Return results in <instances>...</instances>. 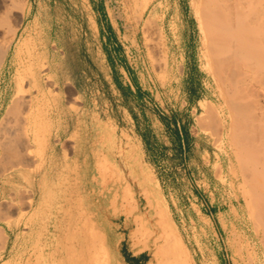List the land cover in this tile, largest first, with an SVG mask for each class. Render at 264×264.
<instances>
[{
	"label": "rangeland",
	"instance_id": "rangeland-1",
	"mask_svg": "<svg viewBox=\"0 0 264 264\" xmlns=\"http://www.w3.org/2000/svg\"><path fill=\"white\" fill-rule=\"evenodd\" d=\"M42 1L47 2L48 22H50L49 14L51 13L53 15L54 25L52 26V36L55 34H61L62 38L64 37L66 39L68 35L75 34L78 36L79 33H81L82 19L80 17V11H78L77 8L80 6L82 0ZM184 1L187 3L188 11L194 23L192 68L197 71L201 80L200 82H204V84L199 85L202 94L206 96L211 104H213L217 111V119H224L225 125L223 127L217 120L214 122V125L217 123L218 128H213V125V127L209 125L210 127L204 126L203 128L198 123V115H202L203 113L201 107H199L192 116H189L188 121H181L185 118L183 112L186 108V106H183L186 92L184 74H182V71H184L183 62H185L186 66L184 52L187 53L188 45L184 41V37L179 33L181 27H178L175 24L165 27L157 25L154 15L156 11L152 9V6L156 2H162L164 6L160 7L164 9V12L167 14L166 18L169 20L174 14V10L171 9L173 7L172 3L177 2V0H117V3L125 4V12L133 23L126 27V33L131 35L132 40L129 44L132 45V49L135 48L138 49V51L129 54L131 64L127 63V65L130 67V65L135 66L136 64L139 68L141 67L143 73L141 79L143 86L145 87L144 94L147 96L145 97L142 95V98L145 97L148 102V104L144 106V112H141V119L143 120L141 121V124L145 122L144 125L149 129V131H145V134H157L158 152L146 156L137 154L133 151H135L138 146L136 141L132 139L130 140V143L128 142L131 145L129 148L131 153H122L123 155L114 152L109 155L103 153L100 154V157L107 156L108 170H100V172L99 168L102 169L103 160L99 161L98 168L93 171L94 185L89 184L83 187L82 194L87 195L90 193L91 198L89 200L93 202L88 209L85 208L86 210L83 211L85 212V216L91 217L93 221L89 220L84 224L82 233L87 237H97L99 233H103V223H105V226L109 223L110 226L113 227V231L115 232L114 236L116 237L114 238L113 236L108 235L109 241L113 242L125 237L124 241L131 243L134 251L136 249L139 251L145 249L147 258L151 261L149 264H155L152 255L154 249L153 243L155 239H158L160 233L158 214L162 211L163 215L169 220L171 228L177 235H179L178 237H180V240L183 243V245H181L183 264H249L248 262L254 264L255 252H252L251 246L253 242H257L256 247L260 258L258 264H264L263 236L257 238L254 230L251 228V220L246 216L249 215V213L247 214L245 211L247 209V203L243 200V187L241 186L240 181L235 180L232 182V177L234 175L231 173L230 162L228 160V158L232 156L230 141L228 138L232 127V118L229 113L231 111L229 110L230 107L222 93V89L219 87V84H217L216 78L211 72L204 68L205 59L203 56L204 46L202 42V34L198 26L195 11L191 5L193 1L198 2V0ZM1 8L2 7L0 6V9ZM49 8L51 10H49ZM158 12L161 13V10H158ZM68 15H70V17ZM11 16L13 17V15ZM11 16H9L10 23L12 21V24H17L20 18L15 16V18H11ZM19 26L21 31L20 29L18 30L17 36L11 43L7 61L4 67L0 70V81L8 84V92H12L13 87L16 85L15 72L19 68L21 69L23 63H28L30 60L32 61V59L27 56V51L29 50L27 47L21 50L22 53H16L15 49L17 44H19L21 41L20 39H22L27 32V26L23 25L22 21ZM22 26H24V28ZM6 27V23L0 25V39L2 37L5 38ZM170 29L175 32L174 39H176L177 43H175L174 46L179 55L176 59L179 74L175 73L174 77L173 75L170 76L171 59L163 33ZM4 38H2V40ZM45 44H48L47 49H51V43L49 42H32L30 45L32 53L34 54L36 52L34 57H39L44 54L43 51L45 49ZM52 44V51L55 50L54 53L52 52V56L55 55L57 61H61L63 67L66 66L64 68L65 72H70L73 67L80 71L83 69L85 58L81 55V52H77V50H84L83 42H68L62 39L59 42H52ZM40 47L41 49L39 50ZM75 49L76 52H74ZM38 52H40L39 55ZM52 56L50 58H52ZM162 56L168 60L167 68L163 67L164 63L162 62ZM24 57L27 58L25 59ZM34 57L32 56L31 58ZM27 59H29V61ZM27 94L31 95L32 91L28 89ZM89 97H91V95H89ZM108 98L109 95H107L106 92L104 95L100 96L99 123H94L93 125L98 131V136H96V138L98 137L97 139H99L101 150L111 148L112 144H114V139H117L119 143L120 134H118L116 129L123 124L125 125V123L117 124L110 120L111 116L108 113V106L106 105ZM133 117L136 118L138 116L136 115ZM87 125L89 126L87 127ZM91 126L92 123L90 122L84 124L83 128L90 130L92 128ZM219 140L221 142L220 145ZM214 141H217V143L215 142L214 144ZM118 146L117 148H119ZM219 153H221L224 162V172L222 175L219 174L220 172L217 168L218 155L216 154ZM142 159H144L145 162H150L151 168L153 169L144 168L140 170L139 163L143 161ZM231 159H233V156ZM114 161H117V165L121 166L123 164L128 165L130 162V174H127L129 172L128 170L117 168L113 163ZM153 163H155V166ZM143 177L147 178L143 179ZM125 179L128 180L131 185H129ZM122 185L124 187L123 189ZM9 188L15 189L16 187L10 186ZM60 188H68V194L71 193L73 197L76 194L75 186ZM20 189L22 190L19 193H21L23 197L21 194V196L18 197L19 195L16 191L13 193V196H3L2 188L0 187V199H4L3 202H0V212L8 215L7 219L9 220L12 229L21 230L19 233H9L10 242L7 249L9 254L6 251L4 257L0 259V261L2 260L3 262H6L15 254H18L25 243L29 244L33 239L34 241L37 240L38 237H41L39 245L46 248L45 255L47 257V233H38L37 235V233L27 232L26 234V231L29 228L24 224L26 220L23 216L26 214L25 211L22 212V210H20L19 213L21 216H19V218L12 217L15 210L18 211V207L20 209L21 207H24L19 201H22V203L25 204V199L23 200L22 198H26V194H28L27 192L31 194L29 191L30 187H20ZM77 190L79 191V187H77ZM43 195L45 199L44 206L47 207V186L43 191ZM139 198L142 199L141 206L145 207H137V204L140 203L138 201ZM13 201L16 206L12 204ZM9 203L14 206H8ZM6 205L8 207H6ZM99 206H101V209L98 210ZM15 207L17 209H15ZM6 208H9V213H7L8 209ZM10 208H12V210H10ZM234 211L237 213L234 214ZM10 213L11 215H9ZM46 213L47 208H44L39 218L42 223L41 226L43 227L44 222H47ZM90 213L92 215H90ZM123 216L132 221V227L128 230H125L123 225L119 226ZM244 225L247 228H245ZM41 226L40 230L45 229V227L43 228ZM37 229H39V227H37ZM124 231L126 232L125 234L123 233ZM30 236L31 238L34 236L31 241V238L29 239ZM34 241L32 243H34ZM247 242L248 246H246ZM240 245L244 246V248H248L249 251V253L246 254L245 252L244 254L246 256L244 257L246 258L244 262H241L242 260L239 258L238 248ZM11 247H14V249L10 251ZM185 249H187V257L184 253ZM251 261L253 262L251 263Z\"/></svg>",
	"mask_w": 264,
	"mask_h": 264
},
{
	"label": "bare ground",
	"instance_id": "bare-ground-1",
	"mask_svg": "<svg viewBox=\"0 0 264 264\" xmlns=\"http://www.w3.org/2000/svg\"><path fill=\"white\" fill-rule=\"evenodd\" d=\"M0 2H1L0 6L2 7L0 9V25H2L3 23L4 24L6 23V25H7V27H6L7 29L5 31L6 32L5 38L2 37L4 39L3 40H2V38L0 39V70H1L7 61V56L9 54V49H10L11 43L13 42L15 37L17 36L18 29H20L19 25H20L21 21H23V18L25 16L26 12L28 11L27 5H28L29 0H1ZM191 5H192L193 10L195 11V16L197 17V20H198V26H199L200 32L202 34V42H203V46H204L203 56L205 59V62H204L205 67L204 68L206 70H208L209 72H211L213 74V76L216 78L217 84H219V87L222 89V93L224 94V97H225V99H226V101L230 107L229 110L231 111L229 113H230V116L232 118V127L230 126L231 131H230L228 138L230 141V147H231V153H232L233 159H231V157H232L231 156L230 158H228V160L230 162L231 173L234 175L233 176L234 178L232 177V182H234L235 180L240 181L241 186L243 187V189H242V195L244 198L243 200H245V203H247L246 204L247 206L246 205L245 206L248 209V211H247V209L245 211L247 212V214L249 213V215H246V216H248L251 220V228L254 230L256 237L260 238V236H263L262 241L264 242V0H198V2L193 1ZM11 15H13V17ZM9 16H11V18L19 17L20 20L18 23L16 22L17 24L14 25V24H12V21L10 23ZM24 25H26V24H24ZM22 27L24 28V26H22ZM27 29H28V27H27ZM20 31H21V29H20ZM45 35H47V34H45ZM20 40L21 41L19 42V44H17V47L15 49L16 53L17 54H19L20 52L22 53L21 50L27 47V49H29L28 51L26 50L28 52L27 56H29V58L32 59V61L31 60L29 61V59H27L29 61L28 63L27 62L23 63L21 69L17 68L18 70L15 72L16 73L15 74L16 90L14 91L13 98L10 100L9 105H6L8 107H6L7 110H6L4 115H5L6 120H8L9 118H17V121H19V123H20V129H22V131H20V132H22L24 135H27L29 129L32 127V130L34 131L35 136L33 134L32 135H33V137H36L35 138L36 141L39 142L41 140L40 137H39L40 139L38 138V133H40L39 130L41 129L40 123L38 122V117H39L38 115L40 114V111H41L40 110V108H41L40 104L43 103V101H42L43 99L44 100L46 99L45 101L47 102V107H48L50 104V93H51V90L49 88L46 92L44 90H42V84L45 82L51 83V84L56 83L57 80L60 79L61 75H63L64 68L66 66L63 67L62 62L61 61L58 62L57 59L55 58V55H53V56L51 55L52 58H50L47 55H46V57H44V55L39 56V57H34L35 56L34 54L36 52L34 51L35 53L34 54L32 53V48L30 46L32 44V41H28L29 40L28 38L20 39ZM18 41H19V39H18ZM51 45H52V43H51ZM40 49H41V47L39 48V50ZM168 52H169V50H168ZM23 54H25V53H23ZM39 54H40V52H38V55ZM32 56L34 58H31ZM17 57H18V55H17ZM9 59H10V57H9ZM162 62L164 63L163 67L167 68L168 60L163 58V56H162ZM19 66H20V64H19ZM46 69H47V72H45ZM166 76H168V75H166ZM170 76H172V75H170ZM174 76L175 75H173V77ZM167 79H169V78H167ZM161 80H162V78H161ZM164 80H166V79H164ZM27 84L31 85L32 87H35L37 89V91L39 92L40 96H37L35 98V100L29 99V97L26 95L27 91H28ZM63 87H65V85ZM53 88L54 89H52V90L55 91V86ZM33 93H34V90H33ZM46 93H47V95H46ZM25 95H26V97H24ZM26 98H28V99H26ZM68 99H70V98H68ZM64 100H65V98H64ZM70 101H72V100H70ZM200 104H201V107L203 109V113H202V115H198L199 125H201L203 128H204V126H209V125L210 126L213 125L214 126V127L212 126L213 128H215V127L218 128L217 123H215V125H214V122L218 120V123L224 127V125H225L224 119H222V118L217 119V115H216L217 111L215 110L213 104H211V102L209 100L203 99V100H201ZM56 105H57V103H56ZM45 107H46V105H45ZM50 113H51V111H50ZM41 118L42 117H40V120H42ZM55 119H57V118H55ZM69 119H71V118H69ZM69 119H67V120H69ZM1 121H2V118H1ZM6 122L8 124H12V123H10V121H6ZM5 123L3 124V126H2V124L0 125L1 126V129H0L1 130V138H0L1 144H0V146H2V148L4 149V150L2 149V151H5L8 146H9V148L10 147L15 148V146H13L14 142H12L11 140L9 141V137L11 135L10 134L11 130L12 131L15 130V127L14 126L10 127ZM49 124L50 123L47 121V128H48ZM56 124H57V122H56ZM67 125H68V123H67ZM201 126H199V127H201ZM62 130H64V129H62ZM77 131H78V129H77ZM13 132H15V131H13ZM75 133H76V131H75ZM16 134H17V132H16ZM42 134H44V132ZM11 136H13V135H11ZM17 137L19 138L18 135H17ZM22 137H25V136H21V138ZM50 138H51V136H50ZM35 139H34V142H36ZM65 140H67V139H65ZM15 142H16V144L18 143L17 141H15ZM215 142L217 143V141H214V144H215ZM56 143H58V142H56ZM63 143H64V140H63ZM220 143L221 142L219 140V145H220ZM23 144L20 145L21 149H22V146L24 148L27 147V150H28V148L29 149L31 148L27 144H26L27 146L26 145L24 146ZM38 145H40V142L38 143ZM51 145H50V147H51ZM66 146H65V148H66ZM9 148L7 149L8 151L6 150L4 153L7 158L13 157V156H15V154H17V153H15L14 155L11 154V155L7 156L11 152L10 151L11 148L10 149ZM16 148H17L16 150H18L19 147L16 146ZM62 148H64V147H62ZM23 150H25V149H23ZM66 150H68V147L66 148ZM120 150L122 151L121 148H120ZM13 151H14V149H13ZM13 151H12V153H13ZM19 151H20V148H19ZM21 152H24V151L21 150L19 153H21ZM98 152H100V151H98ZM29 153H31V152H29ZM36 153L37 152L35 151V154ZM68 153H70V151ZM114 153H116V152L114 151ZM28 154H26V155L24 154V156H25L24 162L25 163L27 162L26 166H28L31 163L33 164L35 162V161L33 162V160H35V159L32 158V155L30 156ZM133 154H135V153H133ZM27 155L30 157H28ZM216 155H218L217 156V158H218L217 168L220 172L219 174L222 175V173L224 172V162L222 160V155H221V153L216 154ZM0 156H1V153H0ZM24 156H21L22 158H20V159L23 160ZM26 156L29 159L30 158L33 159V160L32 159L29 160V161H31V163H29V161H26V158H27ZM6 157H4V155H3L2 161L0 160L1 163H3L2 165H4L7 160H9L7 162H11L10 160L12 158L6 160ZM60 157H61V155H60ZM16 158H17V156H16ZM4 159L6 160L5 162H3ZM14 159H12V163L16 164L17 160L15 159L16 160L15 161ZM101 160H103V165H102V169L99 168V171L100 170L106 171L107 164H108V160H107L106 156H102L100 158H97L96 159V165L98 167L99 161H101ZM233 160H234V162H233ZM13 161H15V162H13ZM18 161L20 162V160H18ZM21 162H20V165H25V163L21 164ZM72 162H70V163H72ZM232 163H234V164H232ZM37 165H38V163H37ZM72 165H75V164H72ZM72 165H71V168H72ZM16 166L19 167V165H16ZM26 166H24V167H26ZM38 166H40V165H38ZM55 166H56V164L54 165V167ZM119 166H121V165H119ZM1 167H3V166H1ZM11 167H12V164H11ZM76 167L74 169H76ZM7 169H8V166H7ZM9 172H11V171H9ZM21 172H22V170H21ZM21 172H19V173H21ZM87 172L85 173V177H86V175L92 173V171H87ZM25 174H26V172H25ZM121 175H122V173H121ZM91 176H92V174H91ZM63 177L64 176H62V178ZM48 180H50V179H48ZM63 180H65V179H63ZM67 181H69V180H67ZM48 182H50V181H48ZM92 182H93V180H90V185H94ZM85 183L86 184L84 186L89 185L86 180H85ZM21 184H23V183H21ZM64 185L66 186V184H64ZM45 187L46 186H40V189H39L40 193H38V196H37L38 199L37 200H34V195L31 196L29 194V192H27L29 195L26 194V198H22L23 200L25 199V204H23L22 201L21 202L19 201L20 204L24 205L23 209L21 207V210H24V209L31 210L29 217L25 220V224L30 225V227H28L29 229H31V226L35 222L34 218L40 212H42V210L44 209L43 207H44L45 199H44L43 191L45 190ZM123 188L124 187L122 185V189ZM53 189H54V187H47V194H50V193L53 194V192H54ZM80 189H82V188H80ZM19 190H18V192H20L22 189L20 191ZM65 192H66V190H65ZM123 193H125V192H123ZM20 194L21 193H18V195H19L18 197H20L22 195V194L21 195ZM8 195L13 196V194L12 195L8 194ZM70 195H71V193H70ZM24 196H25V194H24ZM46 196H48V195H46ZM60 196H61V194H60ZM22 197H23V195H22ZM90 198H91L90 193L87 195H83V198H81V200L83 199V207H82V211H80V212L78 211L80 209L79 205L75 206L74 210H71L70 207H66L67 205L69 206V203H67V205L65 207L61 206V207L57 208L58 214H60L62 212V214H61L62 216L65 217L66 215H68V218L69 217L70 218L67 220V227L65 229L61 226L62 224L60 223V225H57L55 227L53 232L51 231L52 234L50 235L49 241L47 243V257L45 255V249L46 248L44 246L39 245L41 237H38L37 240L34 241V239H33L34 236L32 238L30 236L29 237V239L31 238L30 241L33 239L34 243H32L33 241L31 242L32 244L31 243H29V244L25 243V245H23L21 247L22 250L19 251L18 254H15L14 256L11 255V256H13V257H11V259L7 260L6 262H3L1 260L2 263H1V261H0V263L1 264H110L111 260H112V251L110 248L112 242L109 241L108 234H106L105 230H103V233H101V234L99 233V235H97V237H91V236L87 237L86 235L84 236L82 233V228H83L84 224L87 223L89 220L93 221L91 217L85 216V212H84L86 210L85 208L88 209V207L91 206L93 203L89 200ZM67 200L69 201V198ZM3 201L4 200H2V202ZM9 202H11V201H9ZM12 204H14V201ZM12 204L9 203V205L8 204L7 205L10 206ZM7 205H6V207H8ZM14 205H12V206H14ZM45 208H47V207H45ZM0 209H1V207H0ZM6 209H8L7 213H9V208H6ZM15 209H17V208L15 207ZM99 209H101V206H99L98 210ZM10 210H12V208H10ZM26 210H25V212H26ZM230 210H232V209H230ZM47 211H48V209H47ZM11 212H13V211H11ZM15 212H16V210H15ZM246 212H245V214H246ZM0 213L3 214L2 212H0ZM236 213L234 211V214H236ZM1 214H0V216H1ZM4 214H6V213H4ZM46 214H44V215H46ZM54 214H55V212H54ZM9 215H11V213ZM90 215H92V214L90 213ZM158 217H159L158 222H159V230H160V233L158 236L159 240L155 239L154 243L152 242L153 246H154L152 255H153V259L155 261V264H183V260H182V256H181V252H182L181 251V245H183V243L180 240V237H178L179 235H177L176 232L171 228L169 220L163 215L162 211L159 212ZM5 218H6V216H5ZM2 221L3 222L5 221L4 222L5 225L8 228H11V225H10V222L8 221V219L5 220L2 216V217H0V222H2ZM38 221H40V220H38ZM237 221H238V219H237ZM242 221H244V220H242ZM12 226H14V225H12ZM22 227H24V226H22ZM245 228H247V227L245 226ZM39 230H40V226H39ZM32 231H33V229H32ZM27 232L28 231H26V234H27ZM235 232H236V230H235ZM235 234H238V233H235ZM37 235H38V233H37ZM23 237H21V238H23ZM247 239H248V237H247ZM9 242H10V234L7 232V230L4 226L0 225V259H2L4 257V254L6 253L8 246H9ZM113 243H114V241H113ZM180 243H182V244H180ZM11 244H12V242H11ZM256 245H257V242H255V243L253 242V244L251 245L252 246V252L253 251L255 252L254 264H258V262L260 261ZM262 245H263V243H262ZM246 246H248V242H247ZM113 247H116V246H113ZM13 249H14V247H11L10 251ZM135 251H139V250L136 249ZM238 251H239V258L242 260L241 262H244L246 259V258H244V257H246L244 255L245 252H246V254L249 253L248 248H244V246L240 245L238 248ZM184 253L187 257L188 256L187 249L184 250ZM8 254H9V252H8ZM211 256H212V254H211ZM127 258H128V256H127ZM213 259H215V258H213ZM252 262L253 261H251V263ZM248 263L250 264V262H248Z\"/></svg>",
	"mask_w": 264,
	"mask_h": 264
},
{
	"label": "crops",
	"instance_id": "crops-1",
	"mask_svg": "<svg viewBox=\"0 0 264 264\" xmlns=\"http://www.w3.org/2000/svg\"><path fill=\"white\" fill-rule=\"evenodd\" d=\"M28 5H27L28 11L26 12L24 16L25 19L23 18V21H22V24L23 25L26 24L28 29L22 39L28 38L29 39L28 41L44 42V43H47L48 41L49 43H52V42L55 43L63 39L68 42L79 41V42L84 43V50L83 49H81L82 51L77 50V52L78 53L81 52V55H83V57L85 58V64L81 71L73 67L70 70V72L64 71L63 75H61L60 79L57 80L56 83L51 84V83L45 82L42 84V90L46 92L49 88L51 90V93H50L49 106L47 107V102L45 101L46 99L45 100L43 99L42 100L43 103L40 104L41 111H40V114L38 115L39 116L38 122L40 123V126H41V129L39 128L40 133H38V138L39 137L41 138V140L39 141L40 145H38L39 142L36 141L35 139L36 137H33V135L35 136V134H34V131L32 130V127L30 128L31 130L29 129L28 134L24 135L22 132H20L22 131V129H20V123L19 121H17V118H9L8 120L5 119L4 114L7 110L6 107H8L6 105H9L10 100L13 98L14 91L16 90V85L15 87H13L12 92H8V84L0 81V125L2 124L3 126V124L6 121H10V123L12 124H8L7 122L5 124H7L10 127L12 126L15 127V130H13L15 132L11 130V133H10L13 136L10 135L9 137V141L11 140L12 142H14L13 146H15V148L10 147L11 148L10 149L8 146L6 150L9 148L11 152L10 153L8 152L9 154L7 156L11 154L14 155L15 153H17L15 154V156L12 155L13 157L7 158L6 155L4 154L6 150L2 151L3 148L2 146H0V153H1L0 160L1 161L3 159L2 158L3 155L4 157H6V160L11 159V158L12 159L15 158L17 160L16 161L14 159L16 161V164L15 163L13 164L12 159L10 160L11 162H7L9 160L6 161L4 159L3 162L6 161L4 165H2L3 163H1L0 161V165L3 166V167L0 166V187L2 188V194L3 196H8V194L12 195L13 193H15V190H16V193H19L18 190L20 189V187H30L29 189V191L31 192L30 195L31 196L34 195V200H37L38 193H40L39 192L40 186L54 187L53 194L52 193L47 194L48 195L47 196V209L49 212L47 211V223L44 222L45 229L43 230L37 229V227L41 226L42 224L41 221H38L40 220L38 218H40L39 214H41V212L37 215L38 217L36 216L34 218L35 222L31 226V229H27L28 232H33V233H36V232L46 233L47 232V243H48L49 237L52 234L55 227L57 225H60L61 223L62 224L61 226L65 229L67 227V220L70 218V217L68 218V215H66L65 217L62 216L61 215L62 212L61 213L59 212L60 214H58L57 212L58 207H61V206L65 207L67 203H69V206L67 205L66 207H70L71 210H74V207L79 205L80 209L78 211L79 212L82 211L83 199L81 200V198H83V194L81 191H83V187L86 184L85 180L88 182V184H90V180H93V171L98 168L96 165V159L100 158L101 153L108 154V155L110 153H113L114 151L116 153H129V152L131 153V150H129L131 145L129 143L131 142L130 140L133 139L136 141L137 146H138L136 147V150L133 152L137 154H142L144 156L149 155V154H154L158 152V149H157L158 148V144H157L158 136L156 133L155 135L145 134V131H149V129L148 127L144 125L145 122L141 124V121H143L141 119L142 118L141 112H144V106H146L148 102L145 99V97L147 96L144 94L145 87L143 86L142 79H141L142 74H143L141 71V67L139 68L136 64L135 66L130 65V67L129 65H127V63L131 64V61L129 60L130 58L129 54H131L132 52H137L138 49H135V48L132 49V45L129 44V42H131L132 39H131V35L126 33V27L129 26V24L132 25L133 23L131 22L130 18L125 12V4L117 3V0H82V2L80 3V6L77 8V10L80 11V17L82 19L81 20V27H82L81 33H79L78 36L75 34L68 35L66 39L64 37L62 38L61 35L55 34L54 36H52V33H53L52 26L54 25L53 15L51 13L49 14L50 22H48L47 21V2L42 1V0H29ZM160 6L162 7L164 6L162 2L161 3L156 2L152 6V9L156 11L154 15H155V20L157 22V25L161 27H165V26H171L175 24L178 27H181V31L179 33L184 37L183 39L188 45L187 53L184 52V56H185L184 61H186V66H185V62H183L184 71H182V74H184L185 92H186L185 100L183 101V106H186V108L184 109V112H183L185 114V118L181 120L182 122L188 121L189 116H192V114L196 112L199 107H201V104H200L201 100L207 99L206 96L202 94L200 87H199V85L204 84V82L202 83L200 82L201 80L199 78L197 71L192 68V65H193L192 47L194 44V28H193L194 23L188 11L187 3L184 0H177V2L172 3L173 7L171 9L174 10V14L169 20L166 18L167 14L164 12V9ZM49 10L51 9L49 8ZM158 10H161V13H159ZM68 16L70 17V15ZM163 33L165 37V42L167 43L166 45L168 46L167 48L169 50V55L171 58L170 63L172 64L170 65L172 66L170 67V75H174L175 73L179 74V72H177L178 66L176 63V59L178 58L179 55L177 54V49L174 46V44L177 43L176 39H174L175 32L170 29ZM45 45L46 46L44 49L45 51H43L44 53L43 55L44 57H46V55L48 54V56L51 57V55L53 54L52 52H55V50L52 51L53 44L52 45L50 44L51 50L47 49V44ZM48 52H50L51 54ZM74 52H76V49L74 50ZM45 72H47V69L45 70ZM64 85L65 87H63ZM27 86H28V89H31L32 91L31 95L26 94L29 97V99L35 100L37 96H40L39 92L37 91L35 87H32L29 84H27ZM54 86H55V91L52 90L54 89L53 88ZM33 90H34V93H33ZM105 92L107 93V95H109L106 105L108 106V109H107L108 113L111 116L110 120H112L114 123H117V124L125 123V125L124 124L121 126L118 125L119 128L117 127L116 129L118 134H120V137H119L120 144L118 143L117 139H114V144H112V147L109 148L110 150L109 149L101 150V147L99 146V139H97L98 137L96 138L98 131L93 126L94 123L95 124L99 123L100 96L104 95ZM26 95L24 97H26ZM89 95H91V97H89ZM142 95L145 97L142 98ZM64 98L66 101L64 100ZM136 115L138 117L134 118L133 116H136ZM40 117H42L41 118L42 120H40ZM1 118H2V121H1ZM47 121L50 123L48 125V128H47ZM56 122L58 125L56 124ZM90 122L92 123V126H91L92 128L90 130L84 129L83 128L84 124L90 123ZM16 126L17 127L19 126L18 127L19 129ZM88 126L89 125H87V127ZM43 128L44 129L46 128V129L44 130ZM0 129H1V126H0ZM74 130L76 131V133ZM43 132L45 135L42 134ZM17 135L19 136V138L17 137ZM21 136H25V137L21 138ZM0 138H1V130H0ZM34 139L37 143L34 142ZM62 139L64 140V143ZM15 141H17L19 144L18 143L16 144ZM21 144H23L24 146L27 144L31 148L30 149L28 148L27 150V147L24 148L22 146V149H21L20 147ZM64 145L65 146L67 145L66 148L68 147V150L70 149L69 150L70 153H68L69 151L66 150ZM16 146L20 148V151L22 150L24 152L19 153L20 152L19 148L18 150H16L17 149ZM117 146L119 147L118 149L116 148ZM62 147H64L65 149ZM120 148L122 149V151L120 150ZM35 151L37 152L36 154H35ZM24 154L25 155L28 154L30 156L32 155V158L35 159V160H33L32 158L29 159L28 157L30 156L27 155L28 157L26 156L27 157L26 161H29L32 159L33 162L34 161L35 162L32 164L31 161H29V163H31L32 165L28 163L29 165L27 164L28 166H26L27 162L26 163L24 162L25 160ZM21 156H24L23 160L20 159L22 158ZM18 160H20V162L22 161L21 164L25 163V165H20V162ZM142 160L143 161L139 163L140 170L144 168L153 169L151 168L150 162H145L144 159ZM37 163L40 166H38ZM113 163L115 164L117 168L119 167V169L128 170L129 172L127 174L128 175L130 174V170H131L130 163H128V165L123 164L122 166L117 165L115 161ZM11 164H12V167H11ZM55 164L56 166L54 167ZM72 164H75V165H72ZM16 165H19V167H17ZM71 165H72V168H71ZM153 165L155 166V163H153ZM7 166H8V169H7ZM74 166L75 167L77 166L76 169H74L75 168ZM18 171L21 173H19ZM85 171H92V173L86 175L85 177V173H86ZM62 176L64 177L62 178ZM145 178L147 177H143V179ZM125 181L129 185H131V183L128 180L125 179ZM64 184H66V186ZM10 186L16 187V188L15 189L9 188ZM67 186L76 187V194L74 197L68 194L69 190H67L66 188L64 189L60 188V187H67ZM77 187H79V191L77 190ZM68 198H69V201L67 200ZM2 200L4 199H0V201ZM141 200H142L141 198L138 199V201L140 202L139 204H137L138 208L145 207V206H141V202H142ZM43 208H45V206ZM20 210L21 209L18 208V211H16L15 214L12 215V217L19 218V216H21L19 213ZM25 210L26 209L22 211H25ZM30 213H31V210L27 209L26 214L23 215L24 218L27 219ZM2 216L5 220H7L8 218L7 214L3 213L1 214L0 217ZM4 222L3 221L0 222V225L4 226L8 233L21 232V230L8 228ZM121 225H123V228L125 230L126 229L128 230L130 229V227H132V221L127 219L125 216H123V219L121 221V224H119V226ZM27 227H30V225H27ZM103 227H104L105 232L108 235H111L114 238H116L114 236L115 232L113 231V227L110 226L109 223H107V226H105V223H103ZM123 233L125 234L126 232L124 231ZM124 238L117 239L116 241H114V243L113 242L111 243L110 248L112 251V260L110 264H141V263L149 264L151 262L147 258L145 249H142L140 251H134L132 244L125 242ZM113 246H116V247H113Z\"/></svg>",
	"mask_w": 264,
	"mask_h": 264
}]
</instances>
